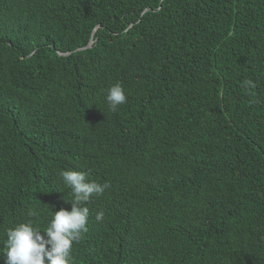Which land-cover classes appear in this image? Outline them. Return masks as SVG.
Returning a JSON list of instances; mask_svg holds the SVG:
<instances>
[{
  "label": "trees",
  "instance_id": "16d2710c",
  "mask_svg": "<svg viewBox=\"0 0 264 264\" xmlns=\"http://www.w3.org/2000/svg\"><path fill=\"white\" fill-rule=\"evenodd\" d=\"M69 169L74 264H264V0H0V264Z\"/></svg>",
  "mask_w": 264,
  "mask_h": 264
},
{
  "label": "clouds",
  "instance_id": "9594fccd",
  "mask_svg": "<svg viewBox=\"0 0 264 264\" xmlns=\"http://www.w3.org/2000/svg\"><path fill=\"white\" fill-rule=\"evenodd\" d=\"M244 87L254 88L251 80H245ZM125 90L117 82L107 89L106 101L111 111L126 103ZM59 175L64 184L71 189L73 198L71 209L60 208L54 211L47 228L42 234L39 227L31 220L19 222L6 230L5 264H74L71 250L74 242H78L83 233L87 232L89 208L87 202L93 195H102L110 184H103L90 179V174L79 170H62ZM29 216L37 212L29 210ZM103 211L96 214L101 221Z\"/></svg>",
  "mask_w": 264,
  "mask_h": 264
}]
</instances>
